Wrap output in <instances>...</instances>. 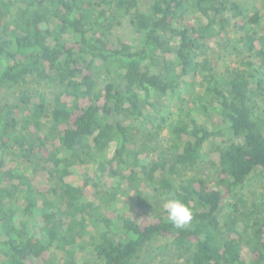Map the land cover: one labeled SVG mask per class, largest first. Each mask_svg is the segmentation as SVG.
Returning <instances> with one entry per match:
<instances>
[{
    "label": "trees",
    "instance_id": "obj_1",
    "mask_svg": "<svg viewBox=\"0 0 264 264\" xmlns=\"http://www.w3.org/2000/svg\"><path fill=\"white\" fill-rule=\"evenodd\" d=\"M231 20L225 51L243 50L218 72L208 51ZM124 21L137 42L113 36ZM263 105L264 0H0V264H55L52 250L61 264L79 250L94 259L82 264H264ZM88 164L119 180L83 181L104 212L65 181ZM165 196L191 208L189 226L168 221Z\"/></svg>",
    "mask_w": 264,
    "mask_h": 264
},
{
    "label": "rangeland",
    "instance_id": "obj_2",
    "mask_svg": "<svg viewBox=\"0 0 264 264\" xmlns=\"http://www.w3.org/2000/svg\"><path fill=\"white\" fill-rule=\"evenodd\" d=\"M141 8L143 10H145L147 8L146 4H142ZM233 24V21L231 20L230 25L227 26V28L222 32V36H219L216 38L217 40V44H212L209 47V51H208V57L211 59V61H216L217 64L215 65V69L218 72H223L224 70H226L227 68H231L232 66L235 65V62L237 61V57L240 56L241 54H239L238 52L242 51L243 49H241V47L239 46V50L237 51V55H233V54H227L225 49H227L228 47L226 46V41H230L229 42L230 45H232L235 41H234V37L232 35V29H231V25ZM114 37L115 38H120L123 41L129 42V43H133V42H137V38L138 36L135 35L131 28H129L128 24L124 21L122 23L121 26H119L118 28H116L114 31ZM231 47V46H229ZM104 86V82L102 77H100L98 79V87H103ZM203 92V87L200 84H197L195 86V88L193 90H188V92L186 93V98H185V102L189 103L190 106L189 108L192 109L193 111L195 110V104L194 103H190L194 96L197 94H202ZM264 108V105H263ZM179 109V105L176 104L175 102H169L167 103V108L166 111L168 112V114L172 113V114H177L178 115V110ZM263 110V109H261ZM197 113V112H196ZM167 114V115H168ZM212 120L210 121V124H208V120L204 119L201 120V122L203 121L205 123V126H207L209 128V130L213 127H215V124L219 123L220 117L217 114L212 115ZM219 121V122H218ZM169 122V119H167V123ZM213 122V123H212ZM138 125V123H136ZM149 139V138H148ZM167 133L166 130L163 131V133L159 134V136H156V145H159L158 148V152H152L151 150H148L147 155L145 153H142L139 157L141 160H143V162H146V156L151 158V159H156L158 157V153L164 152L166 147H167ZM209 143H206L204 145V149L206 150L209 147ZM113 152V145L110 146L107 155L110 156ZM65 152L62 151V155H64ZM208 163V162H207ZM207 163L199 165L198 166V172H200V174H209L211 175L214 172V169L212 167H210ZM11 167H16L17 164L14 162V160L10 161L9 164ZM209 169V171H207ZM204 172V173H202ZM88 177L90 179V181L93 183L95 182L96 184L99 185V187H102L103 189H112L114 186L118 185L119 180L118 179H114V178H110L107 176H99V174H97L96 169L94 167V165L92 164H88V165H84L83 167H81V170L79 172H77L76 174H71L69 176H67L65 178V181L68 183H72V184H76V185H81L84 189L87 190V192L89 191L90 194H86L84 197V201L85 202H93L97 207H99L102 212H104V208L105 206H103L100 201L96 200L94 198V189L92 187V183L88 184L87 186L83 184V181L85 180V177ZM214 176V175H212ZM40 185L42 187H45L48 185V180H47V176L46 174H44L43 176H41L40 178ZM50 186V185H48ZM100 189V188H99ZM91 190V191H90ZM118 199V207L121 209V211H123L125 214H127L129 217L131 218H138L140 216V209H138L135 204L130 200V198L128 196L125 195H118L117 197ZM100 210V211H101ZM143 222V221H142ZM88 226H87V231L89 233H91V227H90V222H87ZM165 241L161 240V241H157L153 244V248L155 250H157V248L161 245H164ZM157 252V251H156ZM152 255H155V252H152ZM84 257H90V260H94L93 258L91 259V254L89 251H77L76 252V258L80 261L79 264H82ZM51 258L52 261L55 264H61L64 259L62 256V253L56 250H52L51 251Z\"/></svg>",
    "mask_w": 264,
    "mask_h": 264
},
{
    "label": "clouds",
    "instance_id": "obj_3",
    "mask_svg": "<svg viewBox=\"0 0 264 264\" xmlns=\"http://www.w3.org/2000/svg\"><path fill=\"white\" fill-rule=\"evenodd\" d=\"M163 200L162 208L167 214L168 221L176 229H184L191 224L193 220L191 208L176 198L165 196Z\"/></svg>",
    "mask_w": 264,
    "mask_h": 264
}]
</instances>
